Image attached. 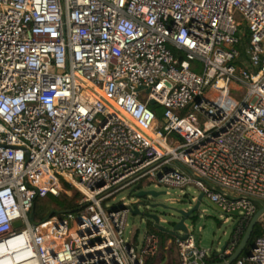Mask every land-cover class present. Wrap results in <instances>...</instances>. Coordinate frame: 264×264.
I'll use <instances>...</instances> for the list:
<instances>
[{"label": "built area", "instance_id": "built-area-1", "mask_svg": "<svg viewBox=\"0 0 264 264\" xmlns=\"http://www.w3.org/2000/svg\"><path fill=\"white\" fill-rule=\"evenodd\" d=\"M150 184L237 211L222 251L171 239L177 264L226 261L264 203V0H0V264H148L135 201L104 203ZM71 186L80 209L32 221ZM232 264H264V235Z\"/></svg>", "mask_w": 264, "mask_h": 264}, {"label": "rangeland", "instance_id": "rangeland-1", "mask_svg": "<svg viewBox=\"0 0 264 264\" xmlns=\"http://www.w3.org/2000/svg\"><path fill=\"white\" fill-rule=\"evenodd\" d=\"M236 21L239 22L240 30L244 34H248L246 27V21L242 18L241 14L237 11L233 12ZM138 98L141 101H145L146 93L142 92ZM162 120V119H161ZM160 120V121H161ZM160 121H156V125H160ZM145 189H153L157 191L165 190V187L155 189L151 184L147 185ZM183 192H180L178 187H169L167 193L161 194L155 198H145V202H157L165 205V207H157L153 211L161 219L160 225L165 228H170L172 222L177 220V209H189L191 207V196L198 195L197 189L194 186H187L183 188ZM78 193V194H77ZM65 197H75L74 203H77L82 197V193L74 186L62 191L58 198L63 199ZM123 198L124 201L130 203L137 200L136 195L132 194L129 190H122L114 195V199L110 198L105 201V207H111L116 205ZM44 201L46 198L43 199ZM54 201H50L47 207L43 210L44 219L48 218L51 212H55L56 206ZM143 210L144 207L140 206ZM58 212V211H57ZM228 221L224 222L225 218ZM236 216L226 214L216 209L207 199L202 198L197 210L185 220V223L189 226L196 242H198L203 248L212 249V252H219L221 246L225 241L230 240L232 236V224L235 221ZM264 225V214L259 219ZM152 227L151 222H148L145 217L139 215L127 214V227L125 229V236L130 237L133 231L137 232V241L140 242L144 233ZM161 236V235H160ZM164 238L172 239L173 236L169 234H163ZM162 240L163 237H162ZM167 249L161 248L159 255L154 259V264H158L161 260L160 257L166 254Z\"/></svg>", "mask_w": 264, "mask_h": 264}, {"label": "water", "instance_id": "water-1", "mask_svg": "<svg viewBox=\"0 0 264 264\" xmlns=\"http://www.w3.org/2000/svg\"><path fill=\"white\" fill-rule=\"evenodd\" d=\"M150 104H154V101L151 100L149 102ZM161 194H165L164 190L157 191L153 189H140L138 190L135 195L137 197V200L132 204V207H130L129 212L132 213L133 215H139L143 216L146 218L148 222H151L152 227L158 231H161L163 233L169 234L171 236H178L180 232H182V236H186V223L185 220L190 217L193 212H195L199 206V203L202 198V194L200 193L197 196V200L191 204V207L189 209H177L176 214H177V220L172 222V226L170 228H165L160 225V218L157 216V214L153 211L157 207H165V205L157 202H145V198H155ZM216 209L219 210V208L212 204ZM140 206H143L144 209L141 210ZM33 209H31L30 215L32 214ZM53 212L50 213L49 216H51ZM264 214V203L260 204V207L257 209V211L253 214L251 219L249 220V223L247 224V227L237 245L233 253L226 259V261H221V262H215V263H210V264H232L233 261L245 250V246L248 243V240L250 238L251 232L253 230V227L255 224L259 221L260 217ZM232 215L237 216L238 213L237 211H234ZM21 225L20 220H16L12 223L13 228H17ZM235 223L232 225L231 229H234ZM227 241L223 243V245L220 248V251H222L226 245ZM252 245V244H251ZM246 253L248 251H245ZM198 264H205L201 260L197 261ZM160 264H163L162 262Z\"/></svg>", "mask_w": 264, "mask_h": 264}, {"label": "trees", "instance_id": "trees-1", "mask_svg": "<svg viewBox=\"0 0 264 264\" xmlns=\"http://www.w3.org/2000/svg\"><path fill=\"white\" fill-rule=\"evenodd\" d=\"M244 40H247V35L245 34L244 36ZM151 109L154 111L156 119L158 121H160L162 119V113H163V109L160 105L158 104H151L150 105ZM78 194V193H77ZM46 198V200L44 201L43 199ZM44 198H38L34 201L33 204V211H32V221L33 222H40L42 220H44V215H43V210L47 207L48 203L50 201H54L55 202V206H56V210L58 212H74L77 211L78 209L81 208V205L74 203V199L75 197H65L63 199H60L55 196L52 195H48ZM55 211V212H57ZM151 231H153L154 233H156L159 238H160V248L164 247L167 241V238L164 236H162L163 232L158 231L156 229H154L153 227L150 228ZM161 235V236H160ZM260 235H264V225L261 223V221L259 220L255 226L253 227V230L251 232L250 238L248 240V243L245 246V250L243 253H245V251H248V249L250 248L251 244L253 243L254 239ZM162 237L164 240H162ZM242 237V235H241ZM240 237V239H241ZM240 241V240H239ZM168 248L172 249L171 244L168 245ZM158 255V254H157ZM156 255V256H157ZM156 256H154L153 258L148 260V264H154V260L156 258ZM161 260L163 259V257L160 258Z\"/></svg>", "mask_w": 264, "mask_h": 264}, {"label": "crops", "instance_id": "crops-1", "mask_svg": "<svg viewBox=\"0 0 264 264\" xmlns=\"http://www.w3.org/2000/svg\"><path fill=\"white\" fill-rule=\"evenodd\" d=\"M169 244H171L172 249L168 248ZM164 248L167 249L166 254L161 256V257H163V259L162 260L160 259L161 261L158 264H160L161 262L163 264H177L176 253H175V249L171 243V238L166 241ZM160 250H161V248L159 249L158 255L160 253ZM221 261H222L221 258L213 255L205 261V264L221 262Z\"/></svg>", "mask_w": 264, "mask_h": 264}]
</instances>
